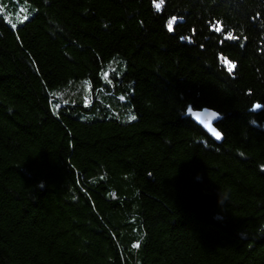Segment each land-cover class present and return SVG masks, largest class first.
<instances>
[{
    "label": "trees",
    "instance_id": "trees-1",
    "mask_svg": "<svg viewBox=\"0 0 264 264\" xmlns=\"http://www.w3.org/2000/svg\"><path fill=\"white\" fill-rule=\"evenodd\" d=\"M164 1L0 0V264H264V0Z\"/></svg>",
    "mask_w": 264,
    "mask_h": 264
},
{
    "label": "water",
    "instance_id": "water-1",
    "mask_svg": "<svg viewBox=\"0 0 264 264\" xmlns=\"http://www.w3.org/2000/svg\"><path fill=\"white\" fill-rule=\"evenodd\" d=\"M212 113H216L214 111L203 109L201 111L195 112L193 114L196 123L201 127L203 132L212 140L219 142L221 141V137L219 139L216 138L214 134L215 123L217 121L218 115L213 116ZM217 114V113H216Z\"/></svg>",
    "mask_w": 264,
    "mask_h": 264
},
{
    "label": "snow or ice",
    "instance_id": "snow-or-ice-1",
    "mask_svg": "<svg viewBox=\"0 0 264 264\" xmlns=\"http://www.w3.org/2000/svg\"><path fill=\"white\" fill-rule=\"evenodd\" d=\"M153 2H154V6L156 7V9L159 10L160 7H161V5L163 4L164 0H158V2H157V0H153ZM175 21H176V18H175V17L171 18V19L168 21V25H167V27H168V30H169V31H172V29H173V24L175 23ZM14 26H15V25H14ZM214 30L217 31V32H220V31H222V28H221L219 25H216V26H214ZM225 39H235V37H233V36L231 35V33H229V34L225 37ZM225 64L227 65V67H228V69H229V72H231V71L234 69V67H235L234 64H231V63H230L229 61H227V60H225ZM254 108H255V109H260V108H261V105H260V104H256V105H254ZM212 115L215 116V115H217V114H216V113H212ZM214 134H215V136H216L217 139H219V138L221 137V134H220L219 131H215V130H214Z\"/></svg>",
    "mask_w": 264,
    "mask_h": 264
},
{
    "label": "bare ground",
    "instance_id": "bare-ground-1",
    "mask_svg": "<svg viewBox=\"0 0 264 264\" xmlns=\"http://www.w3.org/2000/svg\"><path fill=\"white\" fill-rule=\"evenodd\" d=\"M157 2H158V0H157ZM163 5H165V1H164L163 4L161 5L160 9L157 10L156 7L154 6V2H153V0H152V6L155 7V9H156L157 12H160V11H161ZM174 14H180V12H179L176 8H172L170 5H168L167 15L169 16V15H174ZM171 18H173V17H171ZM171 18H168L167 21H166V29H167L168 32H172V31H169V30H168V27H167V25H168V21H169ZM180 19H181V18H180ZM178 22H179V21H178V18H176V21H175V23L173 24V26H174L175 24H177Z\"/></svg>",
    "mask_w": 264,
    "mask_h": 264
}]
</instances>
